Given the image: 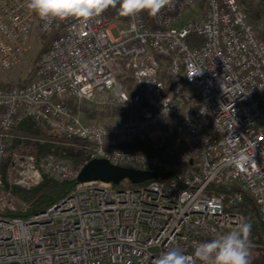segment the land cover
Masks as SVG:
<instances>
[{"label":"built area","instance_id":"obj_1","mask_svg":"<svg viewBox=\"0 0 264 264\" xmlns=\"http://www.w3.org/2000/svg\"><path fill=\"white\" fill-rule=\"evenodd\" d=\"M196 7L199 17L182 23ZM118 24L104 12L86 24L46 26L25 0H0V71L20 63L35 39L45 45L24 86L0 84V264H155L172 247L191 255L196 243L238 230L245 202L264 225V37L241 0H172L153 26L141 15ZM193 35L202 38L194 48ZM97 98L109 109L140 111L91 125L68 103ZM24 118L60 135L41 141L88 150L77 164L46 160L59 182L77 181L95 159L155 172L159 181L126 180L121 189L78 182L52 209L14 217L27 207L7 189L3 169L8 185L14 172L28 188L43 180L34 156L11 151ZM165 125L188 139L177 154L141 145ZM260 241L263 232L250 244L264 249Z\"/></svg>","mask_w":264,"mask_h":264},{"label":"trees","instance_id":"obj_2","mask_svg":"<svg viewBox=\"0 0 264 264\" xmlns=\"http://www.w3.org/2000/svg\"><path fill=\"white\" fill-rule=\"evenodd\" d=\"M118 8L119 5H117L116 8H109L105 13L109 19L118 22L120 25H125L129 18L119 17ZM141 16L147 26H153V17H150L147 13H142ZM188 42L190 43V46L194 48L202 43V38L193 35L188 39ZM44 50L45 45L38 53L37 58L41 56ZM27 82L28 81L26 80L18 84V86H24ZM68 103L75 110H82L81 105L77 102L69 101ZM137 111H140V109L113 107L107 110V112H110L108 113L109 117L116 119L119 122L128 121ZM13 133L15 134V137L10 139L11 151L34 156L39 162L49 155L57 157L61 160L70 161L74 164L80 163L81 161L89 158L87 149H74L55 144L53 142L35 139H54L60 135L46 123L36 122L31 118H24L19 121L13 129ZM141 145L149 149L164 151L170 154H177L180 150L187 147V141L185 140L182 130L179 127L174 125H165L150 136L145 142L141 143ZM5 169H3V173L7 189L20 203L26 205L27 207L25 210L19 207V209L13 214V216L19 218L29 219L34 215L44 212L53 205L58 204L62 200L66 199L78 184L77 181H54L48 174L43 172L42 182L35 187L26 189L16 185H8ZM169 179V176L160 175V181L162 182L168 181ZM123 187L124 185H120L117 189H121ZM237 211L242 213L245 221L251 224V232L249 236V241L251 243L254 235L259 232L264 233V225L260 223L256 210L249 202H245L244 205L237 208ZM261 243H264V241ZM254 249L253 245L250 244V250ZM258 250L264 254V249Z\"/></svg>","mask_w":264,"mask_h":264},{"label":"clouds","instance_id":"obj_3","mask_svg":"<svg viewBox=\"0 0 264 264\" xmlns=\"http://www.w3.org/2000/svg\"><path fill=\"white\" fill-rule=\"evenodd\" d=\"M171 3L172 0H25L29 13L37 15L46 26L68 19L86 24L117 5L121 18L135 19L142 13L155 18ZM250 232L251 224L241 222L238 230L225 232L208 242L196 243L191 255L172 247L162 253L155 264H251Z\"/></svg>","mask_w":264,"mask_h":264},{"label":"rangeland","instance_id":"obj_4","mask_svg":"<svg viewBox=\"0 0 264 264\" xmlns=\"http://www.w3.org/2000/svg\"><path fill=\"white\" fill-rule=\"evenodd\" d=\"M241 5L249 13V16L253 24L257 28L258 32L264 37V0H241ZM201 10L202 9H200V7H196L190 10L188 13H185L182 19V23H186L188 21H191L192 19H197L199 17ZM114 35L115 36L117 35L115 31H114ZM32 46L33 48L31 49L29 54L26 55L20 61V63H18L16 66H14L8 71H0V84H8V85L10 84L11 87H14V86H18V84L26 80L29 81L30 78H32L36 64L40 58V57L37 58L38 53L42 50L43 47L42 44H40V42L38 41V39H35L33 41ZM80 105L82 107L81 117L86 124L110 125V124L120 123L116 119H112L111 117H109L108 113L110 112H107L109 108L101 103L100 98H97L94 102H82L80 103ZM184 137L185 140L188 142L187 137L186 136ZM35 139H40V138H35ZM13 154H17L19 156L21 155L27 156L26 154L19 152L16 153L14 152ZM11 178L13 179V181H18L20 179V176L14 172ZM250 251H251V256H250L251 264H264V254L261 253L260 250L254 249Z\"/></svg>","mask_w":264,"mask_h":264},{"label":"water","instance_id":"obj_5","mask_svg":"<svg viewBox=\"0 0 264 264\" xmlns=\"http://www.w3.org/2000/svg\"><path fill=\"white\" fill-rule=\"evenodd\" d=\"M126 180L132 185L138 186L150 181H159V176L155 172L115 166L105 159H95L83 167L77 182L88 183L100 181L119 186Z\"/></svg>","mask_w":264,"mask_h":264},{"label":"bare ground","instance_id":"obj_6","mask_svg":"<svg viewBox=\"0 0 264 264\" xmlns=\"http://www.w3.org/2000/svg\"><path fill=\"white\" fill-rule=\"evenodd\" d=\"M55 144H59V145H62V146H65V147H70V146H68V145H66V144H64V143H62V142H60V141H58V142H54ZM71 148V147H70ZM52 157V155H49V156H47V157H45L42 161H38L37 160V158L36 157H34V165H35V167L40 171V172H44V173H46V174H48L54 181H57V180H55L52 176H51V174H49L48 172H46L45 171V164H46V160L47 159H49V158H51ZM54 157V156H53ZM61 161H65V160H61ZM13 182V185H16V186H20V187H22V188H26V189H29L27 186H25L24 184H22V183H20V182H18V181H12ZM57 182H59V181H57ZM112 184V183H111ZM114 185V184H113ZM120 185H123V183H121ZM119 185V186H120ZM116 188L118 187V186H116V185H114ZM76 190V187H75V189L72 191V192H74ZM57 204H55V205H53L52 207H50V208H48L47 210H45V212L46 211H48V210H50V209H52L54 206H56ZM15 217V216H14Z\"/></svg>","mask_w":264,"mask_h":264},{"label":"crops","instance_id":"obj_7","mask_svg":"<svg viewBox=\"0 0 264 264\" xmlns=\"http://www.w3.org/2000/svg\"><path fill=\"white\" fill-rule=\"evenodd\" d=\"M125 81L127 82V83H130L131 84V81L129 80V79H125ZM113 108V107H112ZM136 108H139V107H136ZM80 111V110H79ZM81 112V111H80ZM121 123V122H120Z\"/></svg>","mask_w":264,"mask_h":264}]
</instances>
